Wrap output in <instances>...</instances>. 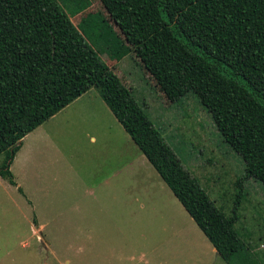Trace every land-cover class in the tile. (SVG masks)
<instances>
[{
	"label": "rangeland",
	"instance_id": "obj_1",
	"mask_svg": "<svg viewBox=\"0 0 264 264\" xmlns=\"http://www.w3.org/2000/svg\"><path fill=\"white\" fill-rule=\"evenodd\" d=\"M59 3L214 205L229 218L236 210L241 240L264 264V187L240 183L243 162L196 95L169 101L99 0ZM10 171L0 264H226L95 88L27 134Z\"/></svg>",
	"mask_w": 264,
	"mask_h": 264
},
{
	"label": "trees",
	"instance_id": "obj_2",
	"mask_svg": "<svg viewBox=\"0 0 264 264\" xmlns=\"http://www.w3.org/2000/svg\"><path fill=\"white\" fill-rule=\"evenodd\" d=\"M99 2L169 101L196 95L242 160L240 183L264 187V0ZM91 88L218 256L256 264L236 210L229 218L214 205L59 0H0V178L15 186L10 166L23 138Z\"/></svg>",
	"mask_w": 264,
	"mask_h": 264
},
{
	"label": "crops",
	"instance_id": "obj_3",
	"mask_svg": "<svg viewBox=\"0 0 264 264\" xmlns=\"http://www.w3.org/2000/svg\"><path fill=\"white\" fill-rule=\"evenodd\" d=\"M85 94H86V93H85ZM85 94H83V95H85ZM83 95H82V96H83ZM82 96H81V97H82ZM81 97H79V98L76 99L75 101L79 100ZM75 101H73V102H75ZM73 102H72V103H73ZM70 104H71V103H70ZM94 140H95V139L92 137V138H91V141H94ZM212 247H213V246H212ZM213 248H214V247H213ZM214 250H215V249H214ZM215 252H216V250H215ZM216 254H217V253H216ZM217 256H218V254H217ZM218 257H219V256H218ZM219 258H220V257H219Z\"/></svg>",
	"mask_w": 264,
	"mask_h": 264
}]
</instances>
